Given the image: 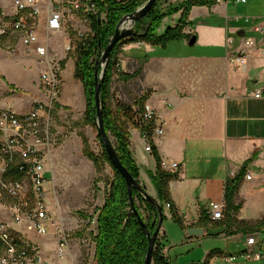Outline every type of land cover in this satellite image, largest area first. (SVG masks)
Returning <instances> with one entry per match:
<instances>
[{
  "label": "crops",
  "instance_id": "1",
  "mask_svg": "<svg viewBox=\"0 0 264 264\" xmlns=\"http://www.w3.org/2000/svg\"><path fill=\"white\" fill-rule=\"evenodd\" d=\"M208 11L226 16L225 53L171 58L165 63L150 59L144 65L142 76L133 80L136 91L153 90L148 104L156 111V126L163 128L154 143L164 162L178 163L176 169L167 170L178 174L170 182V195L183 224L174 220L171 208L165 206V219L177 223L179 229L170 234V230L162 226L159 240L170 264H259L262 260L227 259L233 253L248 249L249 236L257 237L259 247H264V234L260 231L245 233L238 230L236 223L229 225L225 194L227 179L256 154L247 164L236 195L241 207L231 214L235 220L249 223L264 217V0H247L245 4L222 0ZM47 16L44 9L39 24L41 45L45 41L42 35ZM257 28L260 31H256ZM51 35L49 41L53 38L54 45L60 48V56L64 55L67 60L65 50L71 37L67 31ZM213 36L214 44L216 35ZM230 39L234 43H229ZM247 40H252L253 44L247 45ZM7 43L13 46L11 41ZM18 47L12 50L13 56H8L7 51L0 53V74L23 93L14 94L6 106L23 113L32 108L33 98L41 96L40 65L36 54L30 53L23 43ZM237 56H241L243 62L237 60ZM257 92L262 96L255 97ZM130 132L131 149L140 168V183L157 198V189L150 177V172L156 170V159L152 151L146 150L147 142L140 130L132 127ZM79 146L83 156L81 142ZM84 158L88 175L92 177L96 174L95 166ZM51 164L52 159L48 170L56 194L49 196V203L63 226L57 183L64 180L60 174L54 176ZM247 174L252 175L251 179L246 178ZM213 201L222 203L224 218L203 221L205 211L211 218L208 207ZM191 227L202 228L204 234L189 235L187 230ZM215 240L224 242V247L216 246ZM72 247L76 249V243L70 245L64 259H59L55 253L57 262L53 264L73 263Z\"/></svg>",
  "mask_w": 264,
  "mask_h": 264
},
{
  "label": "rangeland",
  "instance_id": "2",
  "mask_svg": "<svg viewBox=\"0 0 264 264\" xmlns=\"http://www.w3.org/2000/svg\"><path fill=\"white\" fill-rule=\"evenodd\" d=\"M49 1L51 0H38L42 4H46ZM181 2L182 0H160L161 7L164 11H166L167 6L169 9L170 5L179 7ZM55 3V8L62 13L63 18V28L60 31L62 33L67 31L71 37L67 45H72V50H65L67 60H75L77 57L76 47L80 42L79 33L83 32L87 36L92 34L89 22V14L91 12L86 8L74 9L68 3H61L60 1ZM208 8L212 7L207 5L193 6L190 9L187 24L182 29L184 36L180 39L170 41L167 45H156L144 41L137 43L128 42L119 47L116 52V58L120 63L121 70L129 73L136 72L142 66V57H148V61L150 59L151 61L161 60L165 63L171 58L180 59L212 52L225 53L226 16L220 13L217 14L218 12L215 11V13L209 14ZM42 12H40L36 19L31 20L37 25L38 30L40 29L39 24ZM182 14L183 10H176L164 15L159 22L156 34L161 36L166 32L168 27L176 28L180 24ZM19 17L21 15L15 8L14 0H0V26H9ZM105 17V14H102V18L105 19ZM44 32L42 36L45 38L48 46L49 60L57 76L50 130L52 143V157L50 159H52L51 165L54 176L57 177L60 174L62 180H64L61 184L57 183L58 204L63 215V226L68 232L70 244H78L76 249L72 247L74 260L71 263L94 264L95 243L93 237L97 227V209L104 204L106 191L113 177V170L109 165H106L105 170L101 173L103 181H100L97 186H94V180L99 174L96 172L94 176L89 177L85 156L83 151V156H81L79 148L80 142L83 145L81 134H85L89 138L91 148L96 153L101 151V141L98 137L96 126L88 125L84 121V113L87 106L85 89L83 83L75 77L74 61L66 62V58L64 59L65 56L63 55L61 57L59 54L60 48L54 45L53 38L52 41L51 39L49 41V36L52 33L48 34L46 30ZM213 34L216 35L214 44ZM188 36H197V41L194 45L189 44ZM7 41H11L13 46L9 45ZM19 43H22L21 33L3 37L0 41V53L7 51L5 53H8V56H13L11 52L16 47V49H19ZM44 43L45 41L42 44ZM102 51L99 58L102 55ZM36 59L40 65L38 87L41 91V96L39 99H37L38 95L36 99L33 98L32 108L36 103L46 102L51 96V89L42 81V74L46 70L49 72V69L39 58ZM99 65L98 69L101 73L103 65ZM141 76L142 74L135 79ZM133 80L125 81L119 77L118 73L115 74L112 82L111 105L115 107L117 104L122 103L123 105L133 106L134 109H138L135 101L147 89L144 92L136 91L133 87V84L136 82ZM10 83L0 74V109L11 108L6 106L8 105L7 102L12 100L14 94L19 92L20 95L23 94L15 84ZM148 99L145 101L146 104L149 103ZM79 211L88 213L93 219L82 218L79 215ZM0 220H4L12 225L11 217L1 206ZM162 226L166 230L169 229L170 234L179 229L177 223L168 219H164ZM18 228L23 233V227ZM78 233H81V235H78ZM21 237L24 245H26L32 254L51 261V263L57 262L55 258L57 240L54 235L49 234L46 237L31 235L27 239L26 236L21 234ZM215 242L217 244L216 246L221 248L225 245L224 242L219 240H215ZM259 264H264V260L260 261Z\"/></svg>",
  "mask_w": 264,
  "mask_h": 264
},
{
  "label": "trees",
  "instance_id": "3",
  "mask_svg": "<svg viewBox=\"0 0 264 264\" xmlns=\"http://www.w3.org/2000/svg\"><path fill=\"white\" fill-rule=\"evenodd\" d=\"M146 1L94 0L96 13L91 12L89 14L92 34L79 42L76 47L77 57L75 59V77L83 83L85 89L87 106L84 113V121L88 125L96 126L95 68L97 59L101 51L110 42L120 20L125 15L133 13ZM216 3L217 0H182L179 7L170 5L169 9L167 6L166 11H164L160 0H157L153 8L143 19V22H137L135 25L141 33L148 29L147 35H137L123 39L112 50L101 89L105 128L112 137L122 163L140 181V168L131 149L130 132L132 127L138 128L142 136L144 135L148 138L152 147V153L156 159V170L150 172V177L158 193L156 200L163 212L166 203L171 202L172 217L180 224H183L182 219L178 216L170 195V182L177 178L178 174L165 169L162 165V158L151 136L156 126L155 120H145L142 117L146 104L145 101L150 97L152 90L147 89L136 99L135 103L138 105V109H134L133 106L123 105L122 103L117 104L115 107L111 105L112 82L115 74L118 73L119 77L125 81L139 77L143 72L144 64L148 61V57H142V66L136 72L129 73L121 70L120 63L116 58V52L119 47L128 42L137 43L145 41L156 45H167L172 40L180 39L184 36L182 29L187 24L190 9L193 6L207 5L212 7ZM176 10H183L180 24L176 28L168 27L163 35L158 36L156 30L161 18L168 14V12L172 13ZM102 14H105V19L102 18ZM188 37L190 40L193 36ZM99 67L102 68L101 65ZM81 138L83 142V154L93 162L96 172L99 174L94 180V186L103 181L101 173L105 170L106 165H109L113 170V177L106 191L104 204L97 209V227L93 237L95 243L94 264H144L149 242L138 221V216L134 212V208L138 210L151 233L157 228L160 218L159 211L137 189H133L134 204H132L125 179L116 167L113 166L102 142L101 151L96 153L91 148L89 138L85 134H81ZM255 156L256 154L247 160L233 177L227 179L225 199L229 225L236 223L239 226L238 230L245 233L260 231L264 234V217L255 223H249L239 221L238 219L235 220L231 214L233 211L238 212L241 207V204L236 201V195L246 175L247 164ZM79 215L85 219H93L92 216L83 211H79ZM203 221L214 222L206 211L204 212ZM78 235H81V233H78ZM161 246L158 238L155 243L153 263L170 264L162 253ZM77 247L78 244H76Z\"/></svg>",
  "mask_w": 264,
  "mask_h": 264
},
{
  "label": "built area",
  "instance_id": "4",
  "mask_svg": "<svg viewBox=\"0 0 264 264\" xmlns=\"http://www.w3.org/2000/svg\"><path fill=\"white\" fill-rule=\"evenodd\" d=\"M58 1L68 3L74 9L86 8L96 13L94 0H51L46 4L39 3L38 0H14L15 8L21 17L9 26H0V41L10 34L21 33L22 43L49 69V72L46 70L42 74V81L51 89L50 98L46 102L36 103L30 111L20 113L12 108L0 109V206L11 217L12 224L0 220V264H53L32 254L24 245L21 234L27 239L31 235H54L57 240L55 253L59 259L66 258L71 245L67 230L61 226L49 203V196L56 194L50 184L52 178L47 165L52 155L50 130L57 76L49 60L46 40L44 44H39L38 27L31 21L45 9L48 13L46 32L50 34L60 31L63 28V18L62 13L55 8V2ZM232 1L236 4L247 2ZM256 31L260 29L257 28ZM86 36L80 32L79 41L85 40ZM229 43L234 41L230 39ZM246 44L252 45L253 41L247 40ZM66 49L72 50V45H68ZM236 59L241 60L242 57L237 56ZM261 96V92L255 94L257 98ZM142 117L156 121L157 114L149 104H145ZM162 133L163 128L155 126L151 136L155 139ZM143 137L147 142L146 150L152 151L148 138L144 135ZM162 165L165 169L178 167L176 162L169 165L163 160ZM251 177V174L246 176L247 179ZM166 206L170 208L171 204L167 202ZM208 212L213 220L224 218V207L220 202H211ZM18 227H23V233ZM247 245L248 249L233 253L227 259L264 260V247H259L257 237L249 236Z\"/></svg>",
  "mask_w": 264,
  "mask_h": 264
},
{
  "label": "water",
  "instance_id": "5",
  "mask_svg": "<svg viewBox=\"0 0 264 264\" xmlns=\"http://www.w3.org/2000/svg\"><path fill=\"white\" fill-rule=\"evenodd\" d=\"M156 2L157 0H147L143 5L138 7L133 13H129L125 15L120 20V22L116 27L114 35L110 39V42L102 51L101 57L97 59L96 68H95V106L97 109L96 128L98 132V137L102 142V144L104 145L105 151L108 157L110 158L113 166L116 167V169L125 179L132 204H134L133 189H137L150 204L155 205L157 207L160 214L157 228L153 233H151L147 224L143 221L142 217L140 216L138 210L134 208V212L138 216V221L141 227L143 228L149 242L148 251L145 256L144 264H153V253L155 249V243L159 238V234L163 225L164 213L156 198L153 197L150 193H148V191H146V189L142 186L140 181L136 179L127 169V167L122 163L118 155V152L114 146L112 137L105 128L101 89L104 82L105 71L111 58L112 50L115 48L116 44L123 39H127L137 35H147L148 29L145 32L141 33L135 27V25L137 22H143V19L147 16V14L153 8ZM196 41H197V37L193 36L189 40V44L194 45ZM99 64L103 65V70L101 73L99 72L98 69ZM187 233L189 235L198 236V235H203L204 230L199 227H191L187 230Z\"/></svg>",
  "mask_w": 264,
  "mask_h": 264
}]
</instances>
